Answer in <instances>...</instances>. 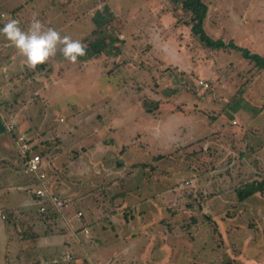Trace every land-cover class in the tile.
Instances as JSON below:
<instances>
[{
    "label": "rangeland",
    "instance_id": "rangeland-1",
    "mask_svg": "<svg viewBox=\"0 0 264 264\" xmlns=\"http://www.w3.org/2000/svg\"><path fill=\"white\" fill-rule=\"evenodd\" d=\"M205 1L209 12L204 27L210 37L225 42L232 40L236 46L264 56V0ZM169 8L166 0H0V28L13 18L20 20L21 27L26 28L36 17L74 40L87 38L83 42L86 43L94 39L89 35L93 29L91 18L99 10L103 15L113 16L110 31L127 44V52L122 57L124 64L120 58L112 61L103 54L72 64L57 53L48 63L33 71L0 35V47L6 51L5 56L0 50V85L4 90L0 112L15 119L20 114L31 127L46 135L50 147L47 158H57L63 168L64 181L54 185L62 198L69 200L67 193L71 191L76 197L89 194L85 201L69 202L60 210L50 212L64 216L72 226L80 224L75 219L77 207L85 210L83 213H87V219L91 214L96 217L97 213L100 217L106 213L115 185L99 189V183L107 182L105 175L108 173L122 177L132 171L131 162L135 157L131 150L125 151L121 146L129 144L137 133L143 134L135 141V149L144 144V154L136 161L148 164L146 168L135 167L132 171L143 174L137 181L143 191L136 195L138 201L141 200L139 207L153 201L164 202L167 206L175 201L180 208L195 199L201 202L202 210L185 208L177 215L178 222L168 213L166 227H161L158 222L166 217L165 211L161 216L159 210L148 213L142 218L143 222L147 221V228H125L130 235L138 231L127 239L122 238L119 228H109L100 234V227L92 223L90 228L95 240H92L94 247L89 250L93 256L89 261L95 262L97 258L103 264H264V192H255L245 198L243 204L237 203L234 193L229 192L246 181L243 164L231 161L236 157L231 151H224L221 155L205 143L195 144L201 136H212L211 125L217 130L223 125L230 128L235 125L231 119H237L236 124L241 126L244 116L228 109V103L235 95L226 88L237 84L227 80L229 66L232 65L234 77H239L237 73L243 67V58L234 49L207 50L202 47L188 26L175 25ZM50 66L54 67V72ZM215 72L222 78V84L214 82V87L223 85L225 90L220 97L213 89L214 102L209 94L213 86L209 78H214ZM18 73H22L21 77L12 79ZM201 80L208 86H202ZM257 81L256 88L243 94L244 100L255 107L261 103L263 90L260 88L262 81ZM157 100L160 107L152 113L146 112L145 107ZM240 100L246 103L243 98ZM207 108L217 112L213 115V110L209 112ZM248 112L258 125L256 133L263 134L261 121L264 114L254 116L252 110ZM57 133L59 154L54 138ZM226 135L231 139L229 145H235L236 153L235 133L229 129ZM4 137L7 143L1 146V158L3 152L13 146L7 134L0 135V139ZM187 142L194 145L180 148L177 154L173 151L167 159L154 160L155 154L167 153L169 147H175L174 144ZM52 148L53 153L57 152L55 156H51ZM89 150L92 155L100 156L101 161L90 158ZM148 152L149 156L145 155ZM54 165L51 162L45 168L49 181L59 179ZM79 167L83 170L80 171ZM263 167L261 164V172ZM153 172L155 177L151 176ZM166 173L168 178L164 179ZM166 186L164 192L162 188ZM219 188L223 190L217 194L216 206L209 204L206 194ZM31 192L27 190L25 198H28L30 214L35 216L40 202L32 197ZM3 200L1 194L0 211ZM203 212L209 214V218ZM17 214L18 222L29 219V213L26 216L27 213L17 211ZM6 219L7 214L4 221L0 218V264H35L36 253L43 255L45 261H57L58 258H51V254L62 246H57L54 239L47 236L40 241L33 234V238L24 240L22 235L32 228L5 222ZM78 237H82V233ZM65 238L63 235L62 239ZM163 239L166 247L161 256L156 257L155 246ZM82 244H79L77 254L74 248L70 249L74 253L72 261L62 260L58 264L73 263L76 256L83 254ZM113 250L116 253L112 254Z\"/></svg>",
    "mask_w": 264,
    "mask_h": 264
},
{
    "label": "crops",
    "instance_id": "crops-1",
    "mask_svg": "<svg viewBox=\"0 0 264 264\" xmlns=\"http://www.w3.org/2000/svg\"><path fill=\"white\" fill-rule=\"evenodd\" d=\"M3 49H4L3 47L2 48L0 47L1 51H4ZM4 53L6 56V51H4ZM241 59H242V57H241ZM238 60H240V59H238ZM241 62L243 64V67L237 73V74H240L239 77H237V78L234 77V74H233L234 70H232V65H231V66H229V69H228V72L230 75H229V79H227V80L230 81L231 83L233 81H236V83L239 84V82H243V78H246L245 80H248V78H250V80H251L252 79L251 74L256 73L255 77H253V79H252L253 80L252 82L247 81L249 84H248V87L246 88V90L249 91L253 88H256V85L258 84L257 80H261L263 83L262 86L260 87V88H263L261 98L264 99V69H262L258 72H255L252 65H250V63L246 59L243 58V61L241 60ZM238 65L240 66V63ZM50 67L54 72V69H53L54 67L53 66H50ZM24 70H25V68L23 69V71ZM53 72L51 75H53ZM0 73H2V72H0ZM242 73H243V75H242ZM19 74H21V73L14 75V77L12 79H15ZM217 75L218 74L215 72L214 78H209L212 81L211 84L213 85L212 86V92H213V89L215 88L214 82L222 84L220 82V79H222V78L218 77ZM234 85L231 87L228 86L226 88L229 92H231L232 95H234L233 91L236 88ZM0 87H1V85H0ZM1 89H2L3 95H4V90L2 87H1ZM224 90H225V87L223 85H220L219 87H216L214 91H217V93L220 94L219 96L223 97L222 94L224 93ZM211 96H213V99L216 100L215 94L212 93ZM238 98H240V99L243 98V102H246V103H242V101L240 99H238V100H235V101L229 103L228 109L235 111L236 113H239L240 115L244 116V119L242 120L243 122H240L241 126H238L236 124L237 119L236 120L231 119V122L234 121L235 125L234 126L229 125L230 128L224 127V125H223L222 129L217 130V127L211 125L212 136L208 135L207 137H204L207 134L204 136H201L204 138L201 140V142L199 141L196 144L201 145V143H205V144H207V147L210 146L212 148L217 149L221 155L224 151H226L227 153L231 151L232 154L236 156L235 158H232L231 161L233 163H242L243 164L242 169H243V173H244V178L246 177V181L252 180V179L262 181V180H264V174H262V172L264 173V167H263L262 172L260 171V167H261V164H263V166H264V132H263V134H257L256 133V129H257L256 127L258 125H255V123L253 122L254 117H250L248 111L252 110V112L254 113V116L257 114L260 115L261 113L264 114V111L262 110V108L264 109V105L260 109V111L259 110L257 111L256 108H259V106L253 107L251 102L244 100L243 95H240ZM209 109L213 110V114H215L217 112L216 111L214 113V109H211V108H209ZM1 115L3 116V118L6 121L7 120L13 121L14 129L17 131V133L18 134L19 133L25 134V136L30 140L31 144L33 145V151L37 152L41 155L42 161L45 164V168H46V166H48V163H51V162L55 164L54 165L55 168L57 166V173L56 174H57L59 179L55 178L54 180L49 181L48 175H47V179L44 181V183L48 187V189L51 193L59 195V193L55 191L56 190L55 186L58 183L64 181V179H65V178H63L64 177L63 176V174H64L63 168H60L61 167L59 164L60 161L57 158L55 160L52 157L47 158L48 150L50 149V147L48 145V140H47L46 135L43 134L38 129H36L35 127H31L26 122V118L22 117L20 114L18 115V118H16V119L13 118L12 116L8 118V117H5L3 114H1ZM261 122H262L261 123L262 126H264V118H262ZM15 125H17V126H15ZM112 129H115V128H112ZM229 129H231V131L234 132L235 136H236V141L234 142V144H237L238 145L237 148L239 149V150L237 149L236 153L234 150L235 145H233V144L231 146L229 145L231 143V139H229L228 135H226L227 131ZM4 134H7L8 137L11 138V140L13 142V146L10 149L3 152L4 156L2 158L0 157V189L4 188L3 190H0V195L2 194L3 198H5V200L2 201L3 207L1 208V211H0V218L3 220L5 218V214L12 213V216L14 217V219L11 220V222H10L11 224H17L19 226L23 225L26 228H32L31 231H29V233H27L25 236L31 237L34 234V237L39 238L40 241H43V239H45L47 236H49V239H54L55 242L57 243V246L61 245L62 248L57 249L56 248L57 246H55L56 249H54L52 254H51V258H53V259L61 258L63 255H65L67 253L72 254L73 259H74V255H73L74 253L70 249L74 248V251L76 253L77 250L80 251L79 244H82V243H83L82 245H84L83 254L80 255V252H78V254L80 256H76L77 257L76 260H78V261L83 260L82 258L87 259V260L91 259V258H93V256H92V252L89 250L91 249V247H94L92 240H95V238L92 236L93 234H92L91 228H90V225L92 223L94 226L100 227V231H99L100 234L105 233V230L106 229L108 230L109 228L110 229L119 228L120 233L122 234V238L127 239L130 236L134 237L138 231L136 230V233H135V231L133 233L131 232V235H130V233H127L124 231L125 228L139 227V226H142V228H147V226L145 225V224H147V221L143 222L144 220H142V218L144 219L146 216L149 215L148 213H153L156 210L163 211L164 207L167 205L164 202L159 201L158 203H155L153 201L152 202L153 206H152V204L149 205V204L143 203L144 205L142 204L143 206L139 207V205H141V203H140L141 200L139 202L136 195L141 194L143 191H142V187H139L140 184L137 181L141 178L140 176L143 175L142 173H132V174H128L124 177H121V176L116 175L114 173H108L107 175H105L107 178V182L99 183V185H101V186L98 185L99 189H103L104 187H106V188L112 187L113 188L115 185L114 191L111 193V195L118 197V199L115 200L114 202H115V206H116V204H119V205L116 206V208H114V207H112L113 203H109L110 204L109 208H105L107 211L103 216L99 215L100 217H97V213H96V217H94V215L91 214L90 217L87 219L86 218L87 213L86 212L83 213L85 210L83 208L77 207L75 209V219H77L79 221V223H80L79 226H72V225H70V223H68L67 220H66L67 225L64 226L63 217L61 219L59 216H57V218L53 219V216L56 215V214H51V213H54L53 209L54 210H56V209L60 210V209L55 208L52 205H49L47 207V211L45 213L48 218L41 219L40 215H43V213L40 214L38 212V210H37V214L35 216H32L30 214V209L28 208V206H29L28 198H25L26 197L25 192L27 190H30V192H31L33 187L35 188V187L39 186L42 182H38V180H36L34 175H26V174L21 172L20 166L24 162V157L21 155V153L19 151L18 145L16 143V139L10 133L5 132ZM137 134H140V136H141L143 133H137ZM87 136H89V134ZM54 138L55 139L58 138V133L54 136ZM197 140H199V139H197ZM207 140H209V141H207ZM6 141H7V138H5V137L3 139H0V152H1V146H4L7 143ZM205 141H207V142H205ZM100 142L103 143L102 140H100ZM182 144H185V143H182ZM187 144H188V142H187ZM55 145H56L55 146L56 151L59 154L60 153L59 147H58L59 141L57 139H56ZM91 146H93V144ZM142 147L144 149V144L142 145ZM73 148L74 147L71 145L72 150H73ZM86 149L87 148H85L84 151ZM143 149L141 147H139L136 150L135 144L128 145L124 148L125 151L131 150V153H133L132 155L135 157V159H133V161L138 160L139 159L138 156H140L141 154H144ZM52 151H53V148L51 149L50 153ZM73 151H75V150H73ZM56 153L52 152L51 156H55ZM89 153L91 154L90 158H93L97 162L101 161L100 156H98L97 154L92 155L90 150H89ZM149 154L150 153L148 152L145 155L149 156ZM136 157H137V159H136ZM237 157H239L240 159ZM215 158H216V156H215ZM258 164L260 167L255 168V166H257ZM215 167H217V166H215ZM79 170L82 171L83 169L81 167H79ZM102 173L103 172H101L100 174H102ZM46 174H47V172H46ZM95 174H96V172H95ZM166 174L164 175V179L168 178V174L167 175ZM151 176L155 177L154 172H153V174H151ZM129 184H131L130 187L128 186ZM103 185H105V186H103ZM146 188H148V185ZM166 188H167V186L162 188V189H164V192H166V190H165ZM162 189H159V190L161 191ZM262 189L264 190V183H263ZM68 190H69V187H68ZM222 190L223 189L219 188L217 190L212 191L213 196H212V198L207 199L208 203L216 206L217 194ZM262 192H264V191H262ZM31 194H32V197H34L32 192H31ZM75 194L76 193L74 191L67 193V195H69V197H67V198L69 199V202H72V204L76 203L79 200L85 201V199H87V197H89V194H87V195L81 194V195H78V197H76ZM120 195H122V199L119 197ZM131 195H132V197H129ZM120 199H121V201H120ZM183 200H184V198H183ZM245 200H247V199H245ZM231 202H232V200L230 198V203ZM241 204H243V203H241ZM124 208L131 209L132 213H134V215H132L131 217L129 216L128 221H126V219H124V216H123ZM209 210H211V209H209ZM17 211H20L21 214L27 213L26 216H28V213H29V219L28 220L27 219H25V220L20 219V222H18V218H15V216L18 215ZM79 211H81V213H82V218H80V219H78L79 217L76 216V213ZM140 212H141V214H140ZM161 215H162V212L160 213V216ZM58 219H60V221H61L60 223L56 222ZM53 224H57V225L61 226L60 227L61 229L56 228L55 226H53ZM2 229L7 231L6 227H3ZM84 229H87L88 233H85ZM79 233H82V237H80V238L78 237ZM63 235H65V237H66L64 240L62 239ZM159 237H161V236H159ZM161 238H164V236H162ZM165 247H166L165 240L163 239L162 241H159V245L155 248V256L160 257L161 254L163 253V250L165 249ZM153 249H152V251H153ZM58 250H60V251H58ZM100 250L101 249H99V251ZM114 253H116V251L113 250L112 254H114ZM94 260H98V259L95 258Z\"/></svg>",
    "mask_w": 264,
    "mask_h": 264
},
{
    "label": "trees",
    "instance_id": "trees-1",
    "mask_svg": "<svg viewBox=\"0 0 264 264\" xmlns=\"http://www.w3.org/2000/svg\"><path fill=\"white\" fill-rule=\"evenodd\" d=\"M166 2L170 7L169 9H170L171 15L175 18V25L180 24L181 26H188L190 29L191 35L194 37V39L199 41V43L202 45V47L207 48V50H209V49L210 50H212V49L213 50H219V49L220 50H222V49L223 50L224 49L237 50L241 53L242 58L247 59L248 62L252 64V67L254 68L255 72H258V71L264 69V56H262L258 53H252L247 48L238 47L233 43L232 40L225 42L219 38L214 39L207 34V31L205 30V27H204V23L208 17L209 5L205 0H166ZM181 17H182V20L180 21ZM112 19H113V16L111 14L110 15L109 14L103 15L99 10H97L95 12V14L91 18V21L93 23V29L91 30V33L89 34L92 37H94V39L86 42V44L88 46L87 55L84 57H80L78 59L79 61H87L91 58H94L96 56L103 54L107 57H110V59L112 61H115V60L118 61L120 58L121 64L125 63L124 61H122L124 59L122 57H123V54L127 52L126 51L127 44L124 42L123 38L119 39L118 37H120V36H116V35H114L113 32L110 31L109 23L112 21ZM85 39H87V38H83L82 42H84ZM21 74H19L18 77H21ZM255 75H256V73L251 74L252 79H253V77H255ZM252 79L250 80V78H248V80H245V82H241L240 84L234 85L236 87L233 91L234 92L233 94L235 96L232 98V100L230 99L229 103L235 101L234 99L239 97L240 95H243V93L245 92V90L249 84L247 81L252 82L253 81ZM199 83H200V81H199ZM200 84L202 86H204L202 83H200ZM201 85H199V86H201ZM207 86H208V84H207ZM210 93L211 94L213 93L212 90H210L209 94ZM2 95H3V91H2ZM2 95H1V99H2ZM260 100H261V103L259 104V108H256L257 111L258 110L260 111V109L264 105V99L260 98ZM257 101H258V99H257ZM214 102H215V100H214ZM160 105H161L160 101L157 100L152 105L150 104V106L145 107V111L152 113V111L159 108ZM253 107H255V104L253 105ZM207 110L209 112H211L210 109L207 108ZM262 110L264 111L263 108H262ZM171 111H173V110H171ZM212 113H213V111H212ZM212 113H209L210 117H214L213 116L214 114L212 115ZM1 114L2 113H0V134L7 132V133H10L11 135H13V137L16 139L20 133L18 134L15 129H13L11 131L6 130V128L4 126L5 123H4V120H3V117ZM15 126H17V125H15ZM206 136H204V137H206ZM139 137H140V134H136L135 137L129 142V144L122 145L121 148L124 150V148L126 146L135 144V141L137 139H139ZM204 137H201V139L197 140V142L201 141ZM104 143H105V141H104ZM140 145H139V147H141L143 149L142 145L141 146ZM191 145H194V144H192V143L182 144V145L174 144L173 146H175L176 148L173 147L172 149H168L167 153H158V154L154 155V157H155L154 160L167 159L169 156H171L173 151H174V154H177L179 152L180 148H183L186 146L189 147ZM131 163H132L131 164L132 171H133V168H135V167H137V169H140V167H144V168L148 167V164L145 163V161H142V162H139V161L133 162L132 161ZM132 171H130L129 173H126L122 177H124L128 174H132L133 173ZM184 187H186V186H184ZM262 188H263V182L262 181L252 179V180L240 182L239 186L235 187L231 191L230 190H228V191H230L229 192L230 194L232 192L234 193V197H235V200L237 203H241L245 198L253 195L255 192H262L263 191ZM196 193L199 194L197 191H196ZM55 195H57L61 199H63V204L61 207L65 206L67 203H69V200L62 198L58 194H55ZM182 195H180V196H182ZM212 195H213V193L212 194H206V198H210ZM119 197L122 199V195H120ZM179 198H184V197H179ZM117 199H118L117 196L111 195L110 203H113V205H114L115 204L114 201ZM121 199H120V201H121ZM200 203L197 199H195V200H193V203H187L184 206H182L181 208L179 207V203L178 202L175 203V201L170 206L166 205L164 207V210H163L166 212V217H162L158 220L159 225L161 227H163V226L166 227L165 225H166L168 213L172 219L173 218L176 219L177 215H180L181 213H183L184 212L183 209H185V208H186V210L190 209V207L193 210H195L196 208L202 210V206ZM46 204L48 207L49 204L47 202H46ZM61 207H59L58 209H61ZM163 211H161V212H163ZM45 213L46 212H44L43 215H40L41 219L48 218ZM40 214H42V213H40ZM140 214H141V212H140ZM132 215H134V213H132L131 209L124 208L123 216H124V219H126V221H128L129 216L131 217ZM183 215H185V214H183ZM203 215H205L206 218H209V214L203 212ZM10 216H12V213L7 214L6 222H8V221L11 222V220L14 218L12 216L10 219ZM62 217H63V224H64V226H66L67 225L66 218L64 216H62ZM62 217H60V218L62 219ZM54 218H57V215H54L53 219ZM80 218H82V215L78 219H80ZM191 220L193 223L196 222V219L194 216L191 217ZM56 222L60 223L61 221H60V219H58ZM177 222H178V220H177ZM53 226L56 227L59 225L53 224ZM60 227L61 226H59L57 228H60ZM164 232H165V229H164ZM25 235L26 234H24V236L22 235V237H25V239L23 238L24 240H26V237H27ZM31 238H32V236H31ZM28 239H30V237ZM158 245H159V243L155 246V248ZM67 254H69L71 256L70 253H67ZM65 255H63L61 258H58L57 261L54 260L51 262V260H50V262H48V261H45V257L43 255L36 253L33 261L35 264H41V263H43V264H52V263L56 264L57 263L58 264V263H62L61 262L62 260H65V261H72L73 260L72 256H71L70 260L65 259ZM71 264H103V262L100 260H96L95 262H93V261H89L87 259H84V260H80V261L75 260Z\"/></svg>",
    "mask_w": 264,
    "mask_h": 264
},
{
    "label": "clouds",
    "instance_id": "clouds-1",
    "mask_svg": "<svg viewBox=\"0 0 264 264\" xmlns=\"http://www.w3.org/2000/svg\"><path fill=\"white\" fill-rule=\"evenodd\" d=\"M2 35L9 45L17 50L24 58L25 65L35 71L38 65L46 64L57 53L72 64L80 57L87 55V44L81 40H74L67 34L46 26L38 18L33 17L26 28L21 27L18 19H9L2 28Z\"/></svg>",
    "mask_w": 264,
    "mask_h": 264
},
{
    "label": "built area",
    "instance_id": "built-area-1",
    "mask_svg": "<svg viewBox=\"0 0 264 264\" xmlns=\"http://www.w3.org/2000/svg\"><path fill=\"white\" fill-rule=\"evenodd\" d=\"M205 87L207 86L206 82L200 81ZM2 90L0 88V102H1ZM1 113V112H0ZM3 117V116H2ZM4 120L5 128L8 131L14 129V123L10 120ZM234 123V121L232 122ZM16 143L18 145L19 151L21 155L24 157V162L21 166V172L26 175H34L38 182H42L39 186L33 187L32 193L36 199L39 200L40 205L38 208V212L44 213L47 210V204L54 206L55 208H59L63 204V199L59 196L51 193L48 187L45 185L44 181L47 179V174L45 171V164L42 161V157L39 153L33 151V145L30 140L25 136V134H19L16 138ZM82 215L81 211L76 213L77 217ZM85 233H88L87 229H84ZM65 259H71L69 254L65 255ZM43 264V263H41Z\"/></svg>",
    "mask_w": 264,
    "mask_h": 264
}]
</instances>
